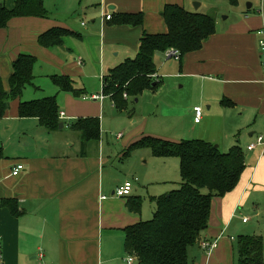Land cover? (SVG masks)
I'll use <instances>...</instances> for the list:
<instances>
[{
	"label": "crops",
	"instance_id": "0c3cea01",
	"mask_svg": "<svg viewBox=\"0 0 264 264\" xmlns=\"http://www.w3.org/2000/svg\"><path fill=\"white\" fill-rule=\"evenodd\" d=\"M15 2L0 0L8 10L15 7ZM194 3H200L198 11L194 9ZM170 4L189 12L208 14L212 11L205 0H45L46 18H14L0 30V78L7 92L10 91L13 62L19 55L30 54L37 59L34 86L25 89L21 100L12 101L0 119V236L5 264H128L130 256L125 251L124 230L144 220L141 215L128 212L129 197L118 198L115 192L129 181L127 177L144 176L145 172L142 174L141 169L131 163L138 159V156H132L135 151L130 156L126 152L124 159L119 153H105L101 119L106 101L111 109H118L111 98L103 94V78L127 59L136 57L145 33H168L162 12ZM248 7L229 24L217 20L216 34L200 51L185 56L181 64L177 59L168 58L178 65L172 80H177L183 90L194 83L200 93L194 100L184 99V105L172 101L171 97L176 95H168L169 102L164 103L163 110L179 114L172 119L176 124L179 119L191 120L198 128L197 136L216 145L222 153L240 146L248 157L235 190L213 201L210 227L200 241L215 236L219 247L210 255L205 253L204 264L217 260L223 253L221 243L228 240L236 253L237 240L227 235L231 223L234 218H240L241 213L253 214L260 197L264 196V144L257 145V139L264 138V66L258 45V32L264 29V7L258 14L253 13V5ZM136 13L144 14L143 26H116L106 20L108 15ZM53 28H64L75 36L63 38L61 46L42 47L40 36ZM164 55L157 53L155 64L156 58ZM37 66L39 71L35 74ZM56 74L74 78L84 86L75 82L76 87L84 89L85 95L90 92L92 99L101 94L96 93L89 81L92 78L101 81L99 90L105 99H93L96 104H92L83 97V102L72 95L58 94V88L55 92L50 90L48 95L39 94L42 79L52 83L50 77ZM155 76L161 81L158 68ZM25 93H28L26 97ZM43 96H55L58 102L62 100L71 118L65 115L61 121L70 119L73 124L79 119H99L100 140L87 142L79 134L77 142L71 143L60 130L47 131L37 119L19 116L20 102L46 98ZM132 99L128 98L127 102ZM180 105L185 106L181 113L175 109ZM199 106L203 108V115L197 124L194 108ZM215 121L239 131L245 128L251 133L245 134L243 141L229 131L232 137L228 135L227 141L223 139L222 128L221 137L215 134L206 137L204 126H212ZM64 128L65 124L62 130ZM121 138L122 134H119L118 139ZM252 144L255 147L249 151ZM147 150L140 149L138 153ZM152 157L157 162H152L151 171L158 176L160 170L164 172L180 166L176 158ZM128 158L126 169L116 168L118 162L122 165ZM18 165H23L24 169L14 176L13 171ZM141 189L133 195V187L130 197L141 196ZM256 196L258 199L254 202ZM13 202H17L19 215L11 212ZM243 223L248 221L243 219ZM242 235L248 234L238 237ZM192 249L189 258L198 264L190 257Z\"/></svg>",
	"mask_w": 264,
	"mask_h": 264
},
{
	"label": "trees",
	"instance_id": "16d2710c",
	"mask_svg": "<svg viewBox=\"0 0 264 264\" xmlns=\"http://www.w3.org/2000/svg\"><path fill=\"white\" fill-rule=\"evenodd\" d=\"M44 1L16 0L12 10L0 4V30L5 29L14 18H46ZM229 2L232 6L238 5V0ZM162 17L168 33H145L136 57L127 59L103 78V94L111 98L118 110L128 107L124 94L137 99L146 90L160 85L155 78L157 53L178 51L177 60L181 64L185 56L200 51L217 32L215 13L189 12L170 4L164 8ZM143 22V13L114 14L109 21L111 25L131 27L143 26ZM67 36L75 35L64 28H53L40 36L39 43L49 49L61 46ZM36 62L37 59L30 54L19 55L13 62L9 92L0 78V119L5 116L12 101L21 100L25 89L34 86ZM50 79L62 93L77 98L85 95V90L78 89L75 81L68 76L56 74ZM19 116L22 119H37L48 131L59 130L62 123L55 96L20 102ZM71 129L87 142H97L101 137V123L97 118L79 119L71 125ZM140 149L150 150L156 158L178 159L182 182L179 189L151 199L156 205L151 220L141 221L124 230L125 251L135 257L138 264H194L189 258V251L199 244L202 234L209 228L214 199L226 196L238 186L246 169V154L240 146L222 153L216 145L203 140L175 143L145 137L133 144L126 155L130 156ZM126 207L129 213L140 216L142 197H129ZM11 212L19 215L17 202L12 203ZM235 246L237 264H264L263 237L242 235L237 238Z\"/></svg>",
	"mask_w": 264,
	"mask_h": 264
},
{
	"label": "rangeland",
	"instance_id": "374dc122",
	"mask_svg": "<svg viewBox=\"0 0 264 264\" xmlns=\"http://www.w3.org/2000/svg\"><path fill=\"white\" fill-rule=\"evenodd\" d=\"M205 2L209 4L210 10H212L210 13H215L217 20L222 24H229L230 22L235 20L236 17L238 18V16L243 13L242 10L246 9L249 4L253 5V13L256 14L262 11L264 7L263 0H238L237 6H232L229 0H205ZM168 58L169 57H167L166 54L164 56H158L156 58L159 78L161 79L160 85L156 89L146 90V93L144 92L145 94H143V96L139 98L138 103H135V98H133L132 100H129L127 108L123 110H113L109 106L110 103L106 101L103 116L104 118L101 119L103 133L102 135L105 141L106 154L113 155L119 153L121 158L124 159L123 156L125 155L127 150H129L133 144L142 139L144 136H151L163 140L173 141L175 143L181 141L182 139H202V136H197L198 128L191 122V120L186 118H184L183 120L179 119L176 124V122H174V120L172 119H174V115L179 114L172 113L169 110H167V112L163 110L164 103L166 104L169 102L168 95H176L171 97L172 101L184 105V99L194 100L200 93L198 85L194 83L187 85L188 87L183 90L181 89V85L178 84L177 80H172L175 71H177L178 69V65H176L175 63V58H173L175 60L172 61H169ZM38 71L39 66L36 67L35 74ZM74 81L79 86L84 87L76 80ZM171 81H173V84H170ZM89 84L93 86L95 91H97L96 93L102 95V90H99L101 87V81L97 82L95 78H92L89 81ZM39 86L41 88V91L38 92L41 95H48L50 90H53L54 92L55 90H57V88L53 86V84L47 79H42ZM168 91H170V93H168ZM27 94L28 93H25L24 96L26 97ZM58 94L72 95L69 93H60L59 91ZM72 96L75 97L74 95ZM83 97H87L85 98V100H88V102L96 104L95 101L91 98L90 92H88V94H86L85 96L75 98L83 101ZM164 97L166 98L164 99ZM58 105L60 112H63L66 116L71 118L68 109L64 107L62 100L58 102ZM184 108L185 106L180 105L175 109H177V112L180 111L181 113V110H183ZM166 115L168 116V118H165ZM182 115H185V112H182ZM131 116L132 118H130ZM66 119L68 118L66 117ZM72 122L73 121H70V119H68V121H62V123L65 124V128L64 130L59 129L61 134H63L62 136L68 138L71 143L77 142L76 136H79V133L74 132L69 127ZM203 129L205 130L206 137L209 134H215L217 135V137H221L220 129H222L221 131L223 134V139L227 141H229L228 135L232 137V134L229 133V131L232 133H236V137L241 138V140L243 141L245 134L249 136V133H251L250 131L247 132L245 128L242 131H239L236 128L227 127L226 124L221 125L220 123H217V121L212 122V126H204ZM119 134H122L121 139H118ZM62 139L63 138L59 137L58 140L62 141ZM241 144L246 147L243 142H241ZM138 152L139 151L137 150V152L135 151V153H133L132 155L134 157L138 156V159H135V162L131 163L135 164L137 168L141 169L142 174H144L143 172H145V175L141 176L139 174V176L133 175L127 178H129L128 180H131L133 183L135 189L133 195H136V193L138 194V190L142 188L141 190L143 191V193H140V195L143 199V209L140 218L142 217V220L149 221L153 218L152 213L155 212L156 209V205L151 202V199L153 197L159 196L162 193L166 194L169 191L177 190L180 188L179 184H181L182 182L180 177V166L178 165V167H171V170L167 169V171L164 172L160 170L157 172L159 174L158 176L151 171L153 166L152 162H157L153 160L152 153L148 150L145 152L140 151L141 153ZM247 158L248 157L246 156V160ZM130 160L132 161L133 158H131ZM128 161L129 158L127 159V162L123 160L122 165H120L121 162H118L116 168L121 170L122 168L126 169ZM146 163H148V165ZM177 185H179L178 188H175ZM204 192L207 193V190H205ZM260 198L261 200L258 201L256 208L253 209V214L243 215V213H241L240 218L233 219L231 223V229L227 233L230 238L237 240V237L241 234L264 236V196H261ZM254 199L255 200L253 201L255 202L258 197L256 196ZM245 212H248V210H245ZM243 219H246L248 223L244 224ZM217 238L218 237L211 236L207 240L215 241ZM198 247L196 246L192 249V251L190 252V257L198 264H204V257L206 258L207 255ZM220 248H222L223 253H221V256L217 257V260L213 259L211 264H237V254L233 250L231 240H228L223 245L221 243ZM127 257L125 259H127Z\"/></svg>",
	"mask_w": 264,
	"mask_h": 264
},
{
	"label": "built area",
	"instance_id": "2783aa9c",
	"mask_svg": "<svg viewBox=\"0 0 264 264\" xmlns=\"http://www.w3.org/2000/svg\"><path fill=\"white\" fill-rule=\"evenodd\" d=\"M112 19V16L111 15H108L106 17V20L110 21ZM258 35H259V41H258V45H259V49H260V52H261V55H262V63H263V66H264V29H262L260 32H258ZM167 55V57L169 58H175V59H178L179 58V52L178 51H175V50H170V51H167L165 53ZM155 78H157L155 76ZM124 98L125 99H128V96L127 94H124ZM93 99H96V100H104L105 99V96L104 95H100V96H97V97H94ZM194 115H195V122L198 124L201 122L202 120V115H203V109L202 107H195L194 108ZM65 118V114L64 113H61L60 114V119H64ZM121 137V136H120ZM264 144V138L262 136H260L258 139H257V145H262ZM255 147V144H252L248 147V150L251 151L253 148ZM24 169V166L23 165H18L15 170L13 171V175L14 176H18L20 174V172H22V170ZM133 183L132 181H127L126 183H124L123 185L119 186L115 192V195L118 197V198H127V197H130L131 194H132V191H133ZM103 200L106 199V197H103L102 198ZM247 220L245 219L244 222H246ZM199 246H200V249L210 255L212 254L215 250L218 249L219 247V241L218 240H215V241H209V240H201L199 242ZM134 262H136V259L135 257H128L127 259V263L128 264H134ZM0 264H5L4 262V252H3V239L2 237L0 236Z\"/></svg>",
	"mask_w": 264,
	"mask_h": 264
},
{
	"label": "water",
	"instance_id": "95a60500",
	"mask_svg": "<svg viewBox=\"0 0 264 264\" xmlns=\"http://www.w3.org/2000/svg\"><path fill=\"white\" fill-rule=\"evenodd\" d=\"M200 6H201L200 3H194V4H193V7H194V9H195L196 11H198V10L200 9ZM248 8H251V6H249ZM63 127H64V124L61 123L59 129L62 130Z\"/></svg>",
	"mask_w": 264,
	"mask_h": 264
}]
</instances>
